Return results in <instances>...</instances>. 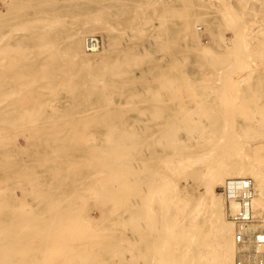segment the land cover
<instances>
[{
    "label": "bare ground",
    "instance_id": "obj_1",
    "mask_svg": "<svg viewBox=\"0 0 264 264\" xmlns=\"http://www.w3.org/2000/svg\"><path fill=\"white\" fill-rule=\"evenodd\" d=\"M141 3L140 0H0V143L2 140L4 143L5 138L1 133L12 130V128L16 127L14 125L24 122L27 123V120L30 119L28 123L30 124L31 122V127L33 125L31 121L33 114H37L38 116L40 113L39 115H41V117L42 114L43 117H48L45 109L40 110L43 107L42 105H38L39 108H41L36 114L33 113L36 109L32 108V115H30L29 110H31V103H35V101L37 103L38 99H32L33 102H30L32 100L28 99L29 102L27 101V103H24L26 100L24 101L23 98L25 97L21 98L19 96L20 93H23V87L24 89H28L30 86L32 87L34 84L37 86L38 84L39 87H37L40 88L39 90L43 91V88L46 85L48 86L50 81L52 86L49 84L50 86L48 87L51 88L53 84L55 85V83L60 82V79L62 80L60 84L65 81L66 78H63L66 76H70L68 77L70 84H68V82L66 83L71 86V81L74 79H72L73 76L71 78L72 73L70 71H83L87 75L89 73L87 71H107V66L110 67L108 68L109 77H112V75L122 76V73H124L122 69H118L121 71L116 70L118 65L120 66L115 59L117 55H122L125 58V70L123 71H132L136 66L138 67L140 64L144 63L142 62L144 59L147 58L146 60H148L149 57L154 58L159 50L163 52V50L169 49L167 46L173 42V40L170 39L172 40L170 41L167 37V40H163L162 38H165V36L162 38L160 37L163 31L154 33V35L149 34L150 36L153 35L155 38L149 37V39L143 41L141 40V38H144L142 30L136 27L132 32H130L131 30L129 32L126 31L125 36L128 38H124L125 40H123V34L121 36L123 41L120 42V40L113 38V36L108 33L110 32L108 30H111L110 28L108 30L105 29V24L103 22L106 19V17H104L105 14L108 15L107 17H114L111 19L114 20L115 17H119L118 14L121 13L124 19L128 21L133 16H137V12L141 10L137 9L136 6L132 8V6ZM160 3H163V1L159 0L158 4ZM237 3V17H232L230 27L232 28L234 36L249 41L253 48V54H257L256 43L264 42V0H237ZM88 5L100 6L92 10L103 13L100 15L95 13V17L93 16L94 13L90 15L88 12L90 16H93L91 19L79 20L80 22L77 21L78 24H74L75 27H73V29L66 31L65 35H67V40L65 39L66 47L64 48V40L61 42V40L56 39L54 36L55 34L57 35L59 29L67 27L63 20H67L68 17L65 18L66 16L62 13L70 8H73L78 13L79 9H83L85 12L87 11ZM157 10H165V12L171 13L173 18L180 19V12L177 11L175 7H164L158 8ZM41 12L45 15L44 21L40 20L43 16H41ZM79 15L81 14L79 13ZM242 15L247 17L245 23L240 21ZM26 16H28L30 21L39 19L38 22L42 21V23L36 24L37 22L35 21L33 23L27 22L26 25V23L24 24L22 22V19ZM84 17L81 18H88L87 16ZM221 17L222 15L214 16L217 22H220V19H222ZM214 18L209 19V16L203 17V20L212 27L208 29L209 38L207 42H204L201 38L202 32L200 30H198L197 33L196 31L193 32L189 38H187L192 45V50L195 49V51L193 50L194 53L199 51L198 54L200 56L197 57H199V66L201 68H198H200V70L202 69L205 79L199 91L202 100L200 104L202 110L199 113L201 119L196 123L197 125L188 120L181 121L189 131L199 133L198 135L201 137L204 146H212V152L207 157L203 156L201 158L200 156H193L189 159L200 162L197 168L193 167L191 170L196 177L202 180L201 186L205 187L204 194H189L182 186L175 182H173L171 186L169 185L170 189L169 192H167L166 190L164 191V186L159 183V180L149 177V175L143 176L142 171L155 172V174H158L159 168L150 167V164H155L157 162V158L148 157L144 152L143 145L132 143V140L136 137L138 139L144 138L139 134L142 132V128H135L133 125L123 120L125 123L123 128L116 129V119L113 118V116H115L113 109L121 108L122 106L113 104L111 96L102 95L103 92L102 94L99 93L96 88H98L97 85L99 86L100 84L95 85L93 83L96 87L86 84V86L80 89L73 90L72 93L80 98L82 102H92H78L76 105L77 109H86L85 111L88 112L82 114L81 117L78 113L77 117L76 114L73 117L69 116L70 120L66 119L67 117H62V119L59 118L62 121H60L59 124L62 123V125H64L63 122L68 120V124L74 123L76 126L73 124L71 128L69 127L70 129H67L70 125L65 124V127L63 126L64 128L62 126L58 128V126H56L58 122L56 124L53 122V120L57 121L58 119L55 116V110L58 108L52 106L51 116L55 118L42 120L40 123H44V128L39 127L38 122L36 123V120H34L36 123H34V125H38V127L33 125L34 127L29 128V130L32 129L34 134L36 132V136L39 133L46 132L56 133V135L53 134V136H60L62 133L59 135L57 132H63L64 134V132L68 131L69 133L74 132L76 134L77 132L80 133L90 122L92 124L99 122L107 125L104 129L115 134V136L108 145L102 147L96 144L90 145L82 142L74 143L73 137L68 135L69 133L58 138L59 145L56 146V149L61 156L60 162L62 164L70 163L67 173L55 177V184L48 186L41 183H34L35 180L42 178L40 174L34 177L25 176L26 179L34 180L32 183L29 181L30 184H27V187H34L36 190L40 188L37 192L38 196L36 197L40 206L38 214L33 213L34 208H30L31 205H29L28 212H23L28 206L23 210L20 209V203H25L24 201H26L21 197L24 194H34L32 193L35 192L34 189L32 191V188H30L31 190L25 187L19 188L21 190L20 198L18 197L19 194L17 195L15 192L16 189L13 192L10 191V194H8V200L11 203H17L18 206L20 204V208L18 207V209L21 211L15 210L17 208L10 209L8 207H3L1 198L3 199L4 197L1 196L2 194L0 193V234H2V237H0V264H47L49 261L46 263V259L50 260L48 263L50 264L52 257L45 259V256L41 255V253L46 250L48 244H50L49 236L56 235L58 237L57 234H60L59 236L62 234H69L70 237V235H72L66 230L70 229L71 231L74 225L78 224L77 219L79 218L78 212L80 206L90 194H94L95 196L90 203L92 202L94 206L100 208L99 210L102 211V217L100 216L101 220L102 218L106 220V222L103 221L105 223L104 229L106 233H104V231L103 233L108 235L107 239L110 241L112 240V244L114 245L110 260L123 261L126 253L135 251L137 260H135L136 263L133 261V264H235L236 257H238V250L234 240L235 226L227 220L224 209V198L222 194L218 192V188L222 187L224 181L229 178H251L254 183L255 198L253 203V221L248 226L247 230L251 233H255L264 229V120L240 121L234 127L230 126L226 119L223 120V109L225 107V105L223 106V101L226 100L227 96L232 94V89L229 86V76L231 71L238 70L233 66V62L231 61L232 55L226 51L231 41L227 34L221 30L223 26L221 23L217 24L218 28H215L216 23L214 24V22H216V20ZM25 19H27V17ZM161 19L163 20L162 16L158 20ZM117 24L118 23H116V25ZM163 24L164 23L161 24V28L164 26ZM109 25L107 24V27H110ZM117 26L118 28L122 27L119 24ZM139 26L144 28L146 24L144 27L141 24ZM114 28L113 26V33L115 31ZM104 29L106 33H108V36L110 35L107 43L108 45L105 44V46L104 41H101V45L98 48L90 49L87 40L90 37L98 39L97 34L103 32ZM179 32L177 33L178 36L180 34ZM165 33L166 32H164V35ZM180 36L178 38H180ZM156 37L161 39H156ZM259 37L262 38L260 39ZM178 38L176 39L178 40ZM142 41L143 45L141 49H131L134 43ZM186 42L187 41L184 43L186 49H188L189 47ZM62 43V48L57 47L58 45L61 46ZM173 46L172 48H175L177 44ZM190 49L191 48H189V50ZM176 52L178 51L176 50ZM260 52L263 53V50L260 49ZM35 53L38 55L30 56ZM59 53H65L67 56L71 54V56L75 58V61H66L65 59H67V57L65 58V56ZM170 55L175 56L174 54ZM31 57L35 60L27 61V59ZM111 58H114L117 62L111 61ZM23 59L26 60L23 61ZM36 59L40 60L37 62ZM161 60L164 62L157 64L154 68L159 72L167 67L168 52L162 55ZM149 62L148 64H150ZM152 62L153 61H151V63ZM141 67H143V65L139 67L140 70L143 69H141ZM169 67L171 68V66ZM23 69H26V71H42V73H37L36 75L38 77H36V75L32 76V78H36L31 80L28 78L29 76L27 77L25 74L17 72ZM57 71L62 72V78ZM118 72H121V75H118ZM18 73L23 74V76H18ZM100 73L101 72H99L98 75L101 80L104 77L102 73L101 78ZM128 73L129 72H125V76H128ZM38 74L43 75V77L45 76V79ZM74 74H77V72ZM80 75L82 76V73ZM91 76L93 77V75ZM19 77L31 81L28 80V83L26 80H19ZM99 77L96 79L93 78V80L97 82ZM161 77L163 78L162 75L160 79ZM164 78L166 77L164 76ZM93 80L90 81L93 82ZM159 81L161 82L162 79ZM167 81L169 80L167 79ZM100 82L101 81H99V83ZM25 86L29 87L25 88ZM51 90L53 89L51 88L47 91ZM259 91V88H253V93H255L256 96ZM30 95L33 97V94ZM101 100H105L107 103L100 102ZM97 101H99V103ZM151 103L144 105L145 108L156 110L162 108L160 106L161 103ZM17 106H20V109L22 107L27 109H21L19 111L12 108ZM72 110L73 109H71V111ZM89 110L92 111L89 112ZM158 110L160 111L161 109ZM89 115L93 116L92 118L94 119L90 120L88 117ZM37 119L39 120L41 118L37 117ZM143 122V120H140V123ZM50 123H53V126H56V128L49 127ZM24 126H21L22 129ZM27 126L28 125H26L25 128H27ZM17 127L20 128V126ZM16 129L17 128H15V130ZM18 129L17 131L14 130V132H18ZM132 129H134L135 132L132 131ZM136 131H138L137 135L135 134ZM27 132L33 133L30 131ZM32 136L33 135L29 137L30 140L33 138L36 139V137L33 136L32 138ZM79 136L80 134L77 137ZM51 137L50 135H48V137L37 136V141L33 139L31 140L32 142H28L26 140L28 142L26 146L29 150L40 151L45 147L47 138ZM71 137L72 139L70 141L69 139ZM228 138L230 140L226 142ZM46 143H48V141ZM133 149L139 150L132 159V157L129 156V152ZM116 152H119V155L122 157L119 161H111L105 157V155L112 156ZM208 157H210V160L206 161ZM49 160L51 164L59 163V161L51 162L52 158ZM49 160L29 159V161H24V163L35 164V162H38L46 165ZM50 169L53 170V168ZM1 170L0 168V171ZM151 186L153 188L155 187L154 190L152 189V191H149L146 195L145 188H152ZM95 187H99V189ZM6 189L8 188L6 187ZM6 189L2 191L5 192ZM2 191L0 190V192ZM8 191L6 190V192ZM150 195L152 196L151 198H149ZM43 196H45L46 199L45 197L42 198ZM45 200L46 203L49 202L52 204L51 207L47 209L44 207ZM22 205L24 206V204ZM86 219L92 223L87 222V226L90 223L93 229L88 227L87 230H92V232L94 229L96 231L101 228L103 224V222L99 223L97 221H95L94 224L89 213L86 215L85 220ZM64 220L68 222H64ZM19 221H22V223H19ZM86 227L84 228L85 230ZM18 228L19 231H12ZM87 230L85 232H87ZM130 230L133 231L129 232ZM89 232L91 233V231ZM100 233L102 232L100 231ZM74 234L75 232H73V236ZM87 234L81 233L80 235L85 239L81 236L79 237L80 240L90 241L93 234L91 233V237L89 235L87 236L88 238L84 237V235L86 236ZM69 237L66 236L68 239L72 236ZM93 237L92 239H94ZM97 237H95L96 240ZM77 238L78 237H76V241H74L75 239L73 237L70 243L83 242L77 241ZM61 239H59V241H61ZM98 240H100L99 237ZM105 240L106 239H104V241ZM95 241H90V243L93 245ZM62 242L63 239L61 243L57 241L58 244L60 243L63 246L64 249H62L65 251L66 245L68 244ZM99 244L100 243H98V246ZM61 245L58 250H61ZM84 246H86V244L78 247ZM75 252L77 251L73 249L72 253ZM16 253L19 254L22 259L14 257ZM79 256L80 255H78V257ZM59 258L62 259L61 256ZM73 259L75 260V258ZM85 259L86 258H84V261L81 259L83 262L79 264H97L95 263V257L87 259L89 262ZM54 260L52 259V262ZM69 261L71 262V260ZM69 261L68 263H70ZM55 262L57 261L55 260ZM98 264L106 263L101 262ZM119 264L121 263L119 262Z\"/></svg>",
    "mask_w": 264,
    "mask_h": 264
},
{
    "label": "rangeland",
    "instance_id": "obj_2",
    "mask_svg": "<svg viewBox=\"0 0 264 264\" xmlns=\"http://www.w3.org/2000/svg\"><path fill=\"white\" fill-rule=\"evenodd\" d=\"M158 1L159 0H140V2H142V3L137 4V5H133L132 8L134 6H136L137 9H141V10L137 12L138 13L137 16L136 15L133 16L132 17L133 19L131 18L128 21L124 19L123 15L121 13L118 14L119 17L116 16L114 20H111L114 17H107L108 15L105 14L106 15L105 16L103 14L104 17H106L105 21H103L105 24V29L108 30L110 28L111 30H108V31H110L108 33H110V35H112L113 38L120 40V42H122L123 40L128 38L127 36H125L126 31L129 32L131 30L130 32H132L135 30L136 27L138 29L142 30L144 38L143 39L141 38V40H143V41L149 39V37L155 38V37H153L154 33H160V31H163V32H161L162 36H160V37L162 38L165 36V38H162L163 40H165L166 37H167V39L169 38L168 40H170V39L173 40V42H171L169 44L170 46L169 45L167 46V47H169V49L167 48V49L163 50V52H161V50H159V52L156 53L154 58L149 57L148 60L150 62L148 60H146L147 59L146 58V59H144V61H142L144 63L140 64L138 67L136 66V68L134 67L135 69H132V71L131 70L130 71H123V70H125V68H124L125 67V58L122 55H117L115 57V59L118 61L120 66L117 63L118 68L116 70L121 71L118 69H122V72H124V73H122V76L112 75V77H109V75H108L109 74L108 68H110L109 66H107V69H106L107 71H91V72L87 71V72H89L87 75L83 71L82 72L81 71H70L72 73L71 78L73 76L72 79H74V80L71 79L72 80L71 86L67 85V83H66V82H68V84H70L69 83L70 80L68 78L70 76H66L63 78V79L66 78L65 81H63L64 84H63V82L60 84V82L62 81L60 79V82H57L60 85H58L57 83H55V85L53 84V87H51L53 90H51V91H47L48 89L49 90L51 89L50 87H48L50 85L52 86V84L50 83L51 81L49 82L50 85L48 84V86L46 85L47 87L45 86L43 88V91L39 90L40 88H38L39 87L38 84H37L38 87L35 86V84L32 87L30 86L31 88L29 86H27V87L25 86V88L29 87L28 89H24V87L22 86L23 90H25L26 92L22 90L23 93L22 94L20 93L21 95L19 94V96L21 98L25 97V98H23L24 101L26 100L24 103H27V101L29 102L28 99H31V100L32 99L33 100L38 99L37 103H36V101H35V103H31L32 104L31 110H29L30 115H32L31 111H33V109H36L33 113H35V114L38 113L39 109L41 108V107L39 108L38 105H42L43 107L40 110L45 109L48 117L47 116L43 117V114L41 117V115H39L40 113L38 114V116H37V114L36 115L33 114L31 121L33 122L32 124L34 125V123H35L34 120H36V123L38 122L39 127L44 128V126H43L44 123L43 124L40 123V122H42V120L55 118V117L51 116L52 115V106H56V108H58V109H56L57 111L55 110V116L58 119L59 118L62 119V117H67L66 119L70 120L69 116L73 117L76 114V117H77V113H78V114H80L79 116L81 117L82 114H85V112H88V111H85L86 109H80V108L77 109L76 105L78 104V102L79 103H83V102L89 103L91 101H88V102L83 101L82 102L80 100V98L76 97L75 94L72 92H73V90L80 89L81 87L86 86V84L89 86H91V85L95 86L96 84H100L99 86L97 85L98 88H96V90L101 94L103 92L102 95L111 96V100H112L113 104L118 105V106H122L121 108H114L113 109L114 110L113 113L115 114V116H113V118L116 119V123H115V127H117L116 129L123 128V126L125 124L123 120H125L127 123L133 125L135 128H138V127L142 128V132L139 134H141L142 137H144V138L138 139L136 137V138H134V140H132V143L143 145L142 147H144V152H145V154L148 155V157L157 158V162L155 164L154 163L150 164V167H152V168L158 167L159 173L155 174V172L142 171V175L143 176L149 175V177L156 178V180H159V183L162 186H164V191L166 190L167 192H169V189H170L169 185L171 186V184L173 182H175V183H178L180 186H182L183 189L189 194H192V195L204 194L205 187L201 186L202 180L200 178L196 177L194 172L191 170L193 167L197 168L198 163H200V162H197L194 160H189V159H190V157H193V156H195V157L200 156L201 158L203 156L207 157L212 152V146L211 145L204 146L202 144L203 142H202L201 137L198 135L199 133L189 131L187 129V127L181 123L182 120H188V121H191L192 123L196 124L201 119V116L199 113L202 110V107L200 106L202 100L200 98L199 91L202 88L203 80L205 79V75L203 74L202 69L200 70L201 67L199 66V63H200L199 57H197V56H200L198 54L199 51L198 52L196 51L197 53L196 52L194 53L195 49H193L194 51L192 50V45L187 38H189V36L193 32L196 31V33H197V31L200 30L202 32L201 38L203 39L204 42H207L208 38H209L208 29L212 28V27H210V25L208 23H206V21L203 20V17L209 16V19H212V18H214V16L216 17V15H222V17H221L222 19H220V22H217L216 18H214L216 20V22H214V24L216 23L215 28H218L217 24H219V23H221L223 25L221 30L227 34V36L229 37V39L231 41V44L226 49V51H227V53L232 55L231 61L233 62V66L238 70V71H231V74L229 76L230 77L229 86L232 89V92H231L232 94L227 96L226 100L223 101V106L225 105V107L223 109V112H224L223 120L226 119L228 124H230V126H233V127L237 123H239L240 121L244 122V121H251V120H258V119L264 120V42L263 43H260V42L256 43V51H257L256 53L257 54H253V52H252L253 48H252L251 43L249 41H247L245 39H241V38H236L234 36L232 28L230 27V24L232 23V17L233 16L237 17V13H238V11H237V7H238L237 0H162L163 3H160V4H158ZM0 7H1V5H0ZM97 7H100V6L88 5L87 11H85V12L83 9H79V13L81 15H79V13L76 10H74L73 8H70L69 10H66L64 13H62L66 16L65 18L68 17L67 20L66 19L63 20L65 23V26H67V27H64L65 30H64V28L59 29L57 35L56 34L54 35L55 38L58 40H61V42L64 40V45L62 43L61 46L58 45L57 47L62 48V45L64 46V48L66 47V45H65L66 44L65 39L67 40V35H65L66 31L73 29V27H75L74 24L77 25L78 22H80V21H83L86 19L89 20L93 16L96 17L95 13L99 14V15L102 14L103 12H98V11L96 12L95 10L94 11L92 10L93 8H97ZM164 7L165 8L166 7H169V8L175 7L177 9V11L180 12L179 13L180 19L173 18L171 13H168L167 11L165 12V10L164 11L163 10H161V11L157 10L158 8H164ZM88 12L90 13V15H92L94 13L93 16H90L88 14ZM40 14H41V16L43 15L42 18H40V20L44 21L45 15L42 12ZM83 15L85 17L86 16L88 17V15H89V17L85 18ZM158 16H160V17L162 16L164 21L162 19L158 20L160 18ZM26 17H27V19H25ZM26 17H24V19H22V22L24 24L26 23V25H27V22L33 23L35 21L37 22L36 24L42 23V21L38 22L39 19H37V20L33 19L34 21H30L28 16H26ZM81 17H84L85 19H83ZM116 19H118V20H116ZM246 20H247V17L245 15H242L240 17V21L242 23H245ZM106 22H108V23H106ZM135 22H137V23H135ZM143 22H144V24H143ZM148 22H150V23H148ZM70 23L72 26L70 25ZM116 23H118L122 27L118 28V26H117L118 24L116 25ZM123 23H125V24H123ZM139 23L143 27L145 26V24H146V26L144 28H142L141 26H139L140 25ZM162 23H164L163 24L164 26H162V28H161L160 26ZM107 24L108 25L110 24L109 25L110 27H107ZM211 24H212V22H211ZM113 26L115 27L114 33L112 31ZM193 26H194V28H193ZM167 27H168L169 31L167 30ZM105 29L103 32H99L97 34V37L100 41H102V42L104 41V45L105 44L108 45L107 43L109 41L110 35L108 36V33H106ZM164 30H167L168 33H167V31H164ZM179 31H181V32H179ZM164 32H166L167 34L165 33V35H164ZM178 32L180 33L179 36L181 35L180 38H178L179 37L177 34ZM187 32H188V35H187ZM174 33H175V35H174ZM123 34H124V36L122 37L123 38V40H122L121 36ZM149 34H153V35L150 36ZM176 34H177V36H176ZM60 35H62V36H60ZM157 38L158 37H156V39ZM161 38H158V39H161ZM176 38H178V40ZM259 38L261 39L262 37H259ZM172 40H170V41H172ZM143 41L138 42V43H134L135 45L133 44L132 45L133 47L137 46V45L138 46L135 48H133L131 46L132 47L131 49H133V50H136V48H137V50L141 49V47L143 45ZM185 41H187L186 43L188 44V47L191 48L190 50L188 47H187L188 49H186V46L184 43ZM172 43H174V44H172ZM176 44H177V47L172 48V47H174L173 45H176ZM172 49L173 50L175 49L174 52ZM260 49L263 50V53L260 52ZM176 50L178 52H176ZM188 50H189V53H191V54L188 53ZM165 52H168L167 67H165L160 72L156 71L154 69L156 67V65L161 63V62H164L161 60V57H162V55H164ZM59 54L62 56H65V58L67 57V59H65L66 61H75L74 60L75 58L72 57L71 54H68V56L65 53H59ZM170 54H174L175 56H172ZM37 55L38 54L35 53L34 55H30V56H37ZM70 57H71V59H70ZM115 59L111 58L110 60L114 61L116 63L117 61ZM25 60L26 59H23V61H25ZM28 60L33 61L35 59L31 57V58L27 59V61ZM38 60H40V59H36L37 62H38ZM151 61H153V62L151 63ZM148 62L150 64H148ZM196 63H198V64H196ZM141 65H143V67H141V69L143 68L142 70H140V68H139ZM149 65H150V67H149ZM151 65H154V66H151ZM169 66H171V68ZM103 67H105V66H103ZM198 67H200V68H198ZM17 72H19V73L21 72V73L25 74L27 77L29 76L28 78H30L31 80H34V78L38 77L36 75L37 73H42V71H26V69L25 70L23 69V70L17 71ZM48 72H50V71H48ZM76 72H77V74H74ZM97 72L98 73L101 72L100 73L101 78H102V73H103V77H104L103 79H105V76H106V79L100 80V77H99ZM125 72H129L128 76H125ZM19 73H18V76H23V74H19ZM27 73L30 75H28ZM57 73L59 74V76H61V78L63 77L61 75V73H62L61 71H57ZM81 73H82V76L80 75ZM106 73H107V75H106ZM118 73H119L118 75H121L120 74L121 72H118ZM90 74L93 75V77ZM34 75H36V77L32 78V76H34ZM88 75H90L91 77ZM161 75L163 76V78L161 77L162 81L160 82L159 80H161L160 79ZM39 76L43 77V75H39ZM95 76H97V77H95ZM110 76H111V74H110ZM164 76L166 78H164ZM98 77H99V80L97 82L95 80H93V78L96 79ZM43 78L45 79V76ZM21 79H23V78L19 77V80H21ZM167 79L169 81H167ZM173 79H174V81H173ZM23 80H26V78ZM28 80H26V82L29 83V81H31V80H29V81ZM90 80L91 81L93 80V82H91ZM102 80L104 81V84H103ZM99 81H101L102 84H101V82L99 83ZM23 82H25V81H23ZM26 85H28V84H26ZM76 85H78V86H76ZM255 87L260 89L257 96L255 95V93H253V88H255ZM103 90H105V91H103ZM36 91H37V93H36ZM30 94H33V97ZM72 95H73V97L74 96L75 97L73 98ZM33 100L30 102H33ZM97 102L99 103V101H97ZM100 102L107 103V101H105V100H101ZM151 102L152 103L154 102L155 104L161 103V105L160 104L159 105L162 108H158L161 110L159 111L158 109L156 110V109H152V108H145L144 105H148V103H151ZM156 102H158V103H156ZM45 105L48 107H46ZM12 108L14 110H19V111L21 109H23V110L27 109L24 107H22L20 109V106L12 107ZM71 109H73V110L71 111ZM162 109H163V111H162ZM165 109H167L168 111ZM90 111H92V110H89V112ZM89 114H91V113H89ZM34 116H36V117H34ZM49 116H51V117H49ZM37 117L38 118L40 117L41 119L38 120ZM88 117L90 120L94 119V118H92L93 116H91V115H89ZM58 119H57V121L53 120V122L55 124L58 122V124L56 125V126H58V128H60L61 126L63 127L65 124L66 125L68 124V122H67L68 120L65 121L66 123L63 122L64 125H62V123L59 124V122L61 120L59 119V121H58ZM140 120H143L144 122L140 123ZM29 121H30V119L27 120V123ZM25 123L26 122H24L22 124L25 125ZM27 123H26V125L29 126V127L27 126L28 129L25 128L26 125L24 126L21 123H18L17 125H14V126H16L15 128H17V129L19 128L17 126H20V128H19L20 131L18 129V132L15 133L14 132L15 128H12V130H10V131H6L5 133L4 132L1 133L2 136H5V138H4V143H3V140L0 143V150H1L0 168L2 169L0 171V190L2 191L4 189H6V187L8 188L6 190L7 191L9 190L8 192H6V190H5V192L2 191L3 193H6V194H3L2 192H0L2 194V195L1 194L0 195L4 197L3 199L1 198V204L3 203L2 204L3 207H8L10 209L17 208L15 210H18V211H21L18 209L20 204H21V206H20L21 208L20 207L19 208L22 210L24 208H26V206H28L26 210H23V212H25V211L28 212L29 205H31L30 208H34L33 213L38 214L40 211L39 210L40 206L38 204V200L36 199V197L38 196L37 192L40 190V188H39V190H36V188H34V187H27L28 186L27 184H30V182L32 183V181H34V180L26 179L25 176L34 177L35 175L40 174L42 176V178L39 180H35L34 183H41L43 185L48 186L51 184H55V177H57L58 175H60V174L65 175L67 173L69 167H70V163L62 164L60 162L61 156H60V153L57 151L56 146L59 145L58 144V138L60 136L66 135L69 132L66 131V132H64V134H63V132H57V134H59V135H60V133H62V135H60V136H53L54 133H52V132L39 133V134H37L38 137H43V136L48 137V135H50L52 137L47 138L48 143H46L47 142L46 141L45 147L43 149H41L40 151H35L32 149L29 150V148L26 146V144L33 139H34V141L38 140V138L36 136V132L34 134L32 129L29 130V128L34 127V126L38 127V125H34V126L32 125L30 127L31 122H30V124L29 123L27 124ZM19 124H21V125H19ZM50 124H52V125H50ZM50 124H49V127H55L56 128V126H53V123H50ZM71 124L72 123L68 124V125H70L68 127L66 126L67 129H70L74 123L72 125ZM117 124H118V126H117ZM21 126H24L23 129ZM74 126H76V125L74 124ZM105 126H107V125H104V124L99 123V122H96L95 124H92L90 122V124H88V126H86L80 133L77 132L78 134L77 133L75 134L74 132H71L68 135L73 137L74 143L82 142L84 144H87V143L90 145L96 144V145L102 147V146L108 145L113 140V138L115 136V134H112L109 131L105 130L104 129ZM17 129L15 131H17ZM27 131H30L33 133H28ZM132 131H134V129H132ZM30 134L33 135L34 137H36V139L33 138V136H32L33 139L30 140V138H29L31 136ZM79 134H80V136L77 137ZM135 134L137 135L138 131H136ZM54 135H56V133ZM72 137L69 139L70 141H71ZM42 140H44V139H42ZM229 140L230 139L228 138L226 140V142L227 141L229 142ZM39 141H41V140H39ZM53 142H55L56 144ZM138 150L139 149H133L132 151L129 152V156L132 157V159H133L135 157L136 153L138 152ZM105 157H107L111 161H113V160L119 161L120 158H122L119 155V152H116L112 156L105 155ZM51 158H52L51 162L59 161V163L51 164L50 160H49ZM29 159H31V160L32 159H48L49 163L47 162L46 165H44V163H38V162L37 163L35 162V164L34 163L33 164H25L24 161H29ZM209 160H210V157H208V159L206 161H209ZM48 167L53 168V170L48 168ZM225 181H224V183H225ZM224 183H223L222 187L218 188V192L220 194H222V196L224 198V209H225V213H226V200H225V197L223 194ZM22 187L23 188L25 187L26 189H29V190H31L30 188H32V191L34 189L35 192H32V193H34L35 195L34 194H24L21 198H24L26 201H24L25 203H20L18 206L17 203H15V204L11 203L7 197H8V194H10V191L13 192L16 189L15 192L17 193V195L19 194L18 197L20 198L21 190L19 188H22ZM95 188L99 189V187H95ZM149 188H147V187L145 188L146 189V195L149 193V191H152V189L154 190L155 187L154 188L152 187L150 189ZM167 188H168V190H167ZM44 197L45 196H43L42 198H44ZM94 197H95L94 194H90L88 196V198H86L84 200V202L80 206V210L78 212L79 213V218L77 219L78 224L77 225L75 224L71 231H70V229L66 230V231H69L70 234H72V235H70V237L72 236L71 238L69 237V234H64V235L62 234L61 236H59L60 234H57L58 237L56 235L49 236L50 244H48V246H47L48 248L46 247V250L43 251V253H41V255H44L45 259L52 257L51 258L52 264H53V262H54V264L55 263L56 264H79V263L84 261V258H86L85 260L88 261L87 259H89L90 257H95L96 258L95 263H97V264L101 263V262H105L106 264H110V263L111 264H116V263L119 264V262L121 264H133L135 262V260H137V255H136L135 251L126 253L124 256L125 261L124 260L118 261V260H114V259L110 260V255L113 254L112 249H113L114 245L112 244V240L110 241L107 239L108 235L104 234L106 232L104 229L105 223L103 221L106 222V220L104 218H102V220H101L102 211L99 210L100 208L98 206H94L92 204V202L90 203V201H92L94 199ZM151 197L152 196L150 195L149 198H151ZM45 199H46V197H45ZM7 204H8V206H7ZM22 204H24L25 207ZM14 205H16V206H14ZM51 205L52 204H50L49 202L46 203V200H45L44 207H46V209L51 207ZM88 213H89V216L92 217L94 224H95V221H97L99 223L103 222V224H102L103 226L101 225V228L97 229L96 231L94 229V231L92 232V230H93L91 227L92 223L90 221H87L88 219L85 220L86 215ZM226 217H227V213H226ZM227 220L229 221L228 217H227ZM64 222H68V221L64 220ZM87 222H90L91 224L89 223V225L87 226ZM19 223H22V221L21 222L19 221ZM79 225H81V226L78 227ZM85 227H86V230L88 227L90 229H92V230H89V229L88 230L91 231V233L93 234L94 237L92 236V234L88 230H87V232H85L86 231L84 229ZM12 231H14V232L19 231V228L16 230H12ZM100 231L102 233H100ZM103 231H104V233H103ZM132 231L133 230H130L129 232H132ZM57 232H60V231H57ZM73 232H75L74 236H73ZM94 232H96L97 234ZM77 233H78V236H77ZM81 233H84V234L88 233L86 236L84 235V237H87L88 235L90 237L92 236L94 239H92V237H91L90 238L91 240L89 239L90 241H95L96 240L95 237H97V235L100 238V240H98V237H97L98 241L96 240L95 242H93L94 244L92 245V243H90V241H88V240H84V241L80 240L79 237L82 236V235H80ZM66 236L69 237L71 240L66 238ZM0 237H2V234H0ZM59 237H61L63 239L62 243L65 242V244L66 243L68 244V245H66V248H65L66 252L63 250L64 248L60 244L62 239ZM73 237L75 239V240L73 239L74 241H76V237H78L79 239L77 238V241L79 240V241H83V242H81V243L80 242L70 243V242H72ZM58 238L61 239V241H59ZM82 238H83V236H82ZM83 239H85V238H83ZM104 239H106V240L104 241ZM57 241L60 243L58 244ZM98 243H100L99 246H98ZM85 244H86V246H84V247H78L81 245L83 246ZM60 245H61V247H60L61 250L60 249L58 250ZM67 246H68V248H67ZM71 249H72V251H71ZM73 249H74V251L76 250L77 252L72 253ZM77 254L82 256V257H80V256L78 257ZM18 255L19 254L16 253L14 257L22 259V257L20 255L19 256ZM60 256H61V258L63 256L64 257L62 259H60L59 258ZM76 256L78 257V259ZM73 258H75V260ZM52 259L53 260L55 259L57 262H55V260L52 262ZM79 259L80 260L83 259V261L82 260L80 261ZM69 260H71V262ZM45 261H46V263H47V261L50 262V260H48V259H46ZM68 261L70 263H68ZM220 262H221V260H220Z\"/></svg>",
    "mask_w": 264,
    "mask_h": 264
},
{
    "label": "built area",
    "instance_id": "obj_3",
    "mask_svg": "<svg viewBox=\"0 0 264 264\" xmlns=\"http://www.w3.org/2000/svg\"><path fill=\"white\" fill-rule=\"evenodd\" d=\"M87 44L90 49H96L101 41L90 37ZM223 194L227 217L235 226L234 240L238 250L235 264H264V229L255 233L247 230L253 221V180L249 177L229 178L224 183Z\"/></svg>",
    "mask_w": 264,
    "mask_h": 264
}]
</instances>
